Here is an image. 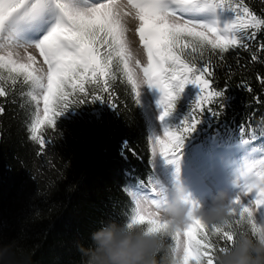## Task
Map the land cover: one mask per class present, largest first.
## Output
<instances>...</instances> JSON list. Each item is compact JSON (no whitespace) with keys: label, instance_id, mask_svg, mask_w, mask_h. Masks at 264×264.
Listing matches in <instances>:
<instances>
[{"label":"trees","instance_id":"16d2710c","mask_svg":"<svg viewBox=\"0 0 264 264\" xmlns=\"http://www.w3.org/2000/svg\"><path fill=\"white\" fill-rule=\"evenodd\" d=\"M245 2L257 14L264 13V0ZM253 43L255 48L229 51L222 60L208 50L203 56L196 54V67L210 63L214 68L213 87L219 90L227 85L224 107L219 114L203 112L195 131L184 139L179 165L162 156L165 175L173 178L175 173L196 169L219 176H254L260 171L264 85L257 76L264 77V50L259 49L264 29ZM253 51L257 60H251ZM113 73L110 94L99 91L103 78L96 85L85 84L86 90L105 95L106 102L90 101L89 96V102L75 104L57 117L55 129L42 126L47 141L43 149L30 138L37 109L29 95L33 89L18 82L9 87L8 96L0 97L4 108L0 114V243L14 246L13 264H80L77 245H88L102 220L125 221L135 207L133 193L144 196L152 194L154 187L161 189L153 166L149 120L117 61ZM242 79L251 84L252 93L239 86ZM196 87L184 88L174 111L162 121L163 128H177L190 118L202 94ZM113 100L117 108L112 107ZM162 111L159 104L160 115ZM260 215L264 222V211ZM212 239L219 245L218 238ZM166 243L172 245L170 238Z\"/></svg>","mask_w":264,"mask_h":264},{"label":"snow or ice","instance_id":"6c2138e0","mask_svg":"<svg viewBox=\"0 0 264 264\" xmlns=\"http://www.w3.org/2000/svg\"><path fill=\"white\" fill-rule=\"evenodd\" d=\"M224 14L230 16L222 19ZM128 18L138 21L135 33L146 53V65H141L132 53ZM262 29L264 13L257 14L245 0H0V97L8 96L9 87L14 88L18 82L33 89L29 95L37 109L30 138L43 149L47 144L41 133L44 124L55 129L57 117L75 104L89 102V96L90 101L106 102L105 95L95 94L96 89L86 90L85 84L96 85L103 78L99 91L110 94L113 61L122 66L137 102L141 83L160 89V121L174 111L184 88L195 84L202 94L190 118L177 128L165 127L162 136L150 138L154 157L158 153L169 163L179 165L185 137L195 131L205 110L220 113L227 88L213 87L214 68L210 63L196 67V54L203 56L208 50L218 53L222 60L229 51H249L250 46L256 47L253 42ZM18 48H23V56ZM29 48L37 50L43 60L37 61ZM259 49L264 50V43ZM250 57L258 59L254 51ZM140 67L143 79L137 72ZM257 80L264 85V77L258 75ZM239 86L253 92L244 79ZM41 99L43 118L39 109ZM253 99L259 101V97ZM214 102L215 107H211ZM111 105L118 107L115 100ZM3 112L0 107V114ZM129 150L135 154L134 149ZM258 166L256 179L244 190L245 194L255 190V198L245 203L238 196L231 209L232 223H245L254 234L264 233V222H258L257 217V213L264 211V159ZM252 169V165L247 166L248 172ZM158 195L160 198L152 201L156 207L166 199L160 190ZM191 204L190 222L167 238L174 250L182 253V264H200L201 256H207L208 264H214L215 252L223 251L231 243L232 234L215 225H205L194 214L198 202L193 200ZM125 221L130 227L145 225L149 232H167L170 227L158 215L142 209L139 199ZM212 237L218 238L219 245Z\"/></svg>","mask_w":264,"mask_h":264},{"label":"clouds","instance_id":"9594fccd","mask_svg":"<svg viewBox=\"0 0 264 264\" xmlns=\"http://www.w3.org/2000/svg\"><path fill=\"white\" fill-rule=\"evenodd\" d=\"M237 176V183L239 182ZM160 207L141 196V208L150 211L169 223L167 232H149L145 225L129 226L126 221L102 220L100 226L90 234V243L77 245L81 252L80 264H182V253L166 243L168 235L182 229L190 222L193 213L192 194L181 180L175 181L165 194ZM234 198L227 191L212 197L210 204L198 202L194 214L211 226L215 225L232 234L231 243L214 254V264H264V233L254 234L245 224L236 226L231 214ZM13 245L0 243V264H13ZM208 257L201 256L200 264H208Z\"/></svg>","mask_w":264,"mask_h":264},{"label":"rangeland","instance_id":"374dc122","mask_svg":"<svg viewBox=\"0 0 264 264\" xmlns=\"http://www.w3.org/2000/svg\"><path fill=\"white\" fill-rule=\"evenodd\" d=\"M89 2H94V0H89ZM100 2H104V0H100ZM222 19H226L228 17L222 16ZM138 24V21L132 18H128V25L130 28L129 32V40L131 44V50L137 60L140 61L141 65L147 64V56L144 49L140 46L138 36L135 33V28ZM17 51L21 56L24 55L23 48H18ZM28 51L32 52L33 55L37 57V61H42L43 58L39 56V53L34 48H29ZM137 72L139 77L143 79L142 67L137 68ZM141 95L139 98L140 103L142 104L145 114L150 123V138L159 135H163V124L160 121V112H159V104H161V100L163 98V93L159 88L153 87L148 84H140L139 88ZM196 92L199 94L201 90L199 87H196ZM40 116L43 118V101L41 99L40 104ZM152 145V143H151ZM159 151V149H158ZM153 166L160 180L161 189L157 188L156 192L152 191V194L144 195L146 201H153L155 199H159L158 192L160 190L161 193L167 194L173 187L175 181L181 180L187 187L189 188L194 201L201 202L205 205L210 204L212 197L214 194L220 191H227L230 195L235 199L238 196H241L242 201L247 203L250 200L255 198V190L249 192L247 194L244 193L245 188L254 182L256 179V173L252 174L246 173L244 175H239L240 179L237 183L236 173H224L222 176H219L215 172H206L201 173L199 170H193L191 173L187 171L186 174L175 173L173 178L165 175L163 173L164 161L162 156L157 153V155L153 156ZM193 174V176L191 175ZM156 188V187H154ZM142 195L134 196V200L136 202L137 199L140 200ZM141 204V200H140ZM258 222H263L260 213H257Z\"/></svg>","mask_w":264,"mask_h":264}]
</instances>
